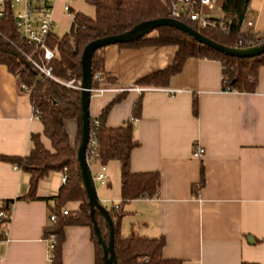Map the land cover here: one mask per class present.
<instances>
[{"label":"crops","instance_id":"1","mask_svg":"<svg viewBox=\"0 0 264 264\" xmlns=\"http://www.w3.org/2000/svg\"><path fill=\"white\" fill-rule=\"evenodd\" d=\"M76 1L54 0L53 33L57 37L68 34L74 14L81 13L74 11ZM249 13L248 9L247 21ZM256 16L251 22L261 28L264 19ZM176 52L172 45H111L102 50L103 71L113 78L111 84L152 89L90 98L92 119L112 104L105 119L107 127L132 122L140 146L131 153V172H157L160 178L157 197L123 205L120 234L124 238L131 234L162 237L163 259L182 264H264V66L259 68L253 93L223 91L221 65L199 58L187 59L165 87L137 84L170 67ZM20 86L7 67L0 65V157L28 156L34 135L52 151L42 123L34 118L29 94ZM137 102L140 112L135 118ZM65 129L74 141L77 122L66 121ZM197 146L205 151L198 159L193 157ZM101 166L99 161L89 165L92 177ZM104 166L107 184L96 186V191L109 211L121 202L120 163L111 161ZM63 176L50 172L39 181L36 199L27 201L21 198L29 192L31 176L0 160V201L14 200L8 241L0 243V264H50L44 230L52 224L50 210L64 185ZM79 205L69 202L62 209L74 213ZM64 236L62 264H96L90 228L68 226Z\"/></svg>","mask_w":264,"mask_h":264},{"label":"trees","instance_id":"2","mask_svg":"<svg viewBox=\"0 0 264 264\" xmlns=\"http://www.w3.org/2000/svg\"><path fill=\"white\" fill-rule=\"evenodd\" d=\"M8 5L10 0H4ZM95 9V16L88 17L82 13H75L73 23L68 34L57 37L54 33L46 37V46L55 53V58L44 62L50 69L53 79L47 78L34 69L27 60L30 58L41 64L43 52L35 46H30L19 38L14 26L12 12L8 9L4 19L0 20V65L7 67L20 85L29 90V97L33 107L40 112V122L43 125V135L50 141L52 151L44 148L40 137L32 136L33 150L26 157H0L1 161L16 165L21 171L28 173L30 178L29 192L21 198L27 201L36 199L39 181L50 172H62L66 181L54 198L51 214L55 221L44 230L45 239L53 236L55 246L52 250L50 264H62V246L65 241L64 228L68 226H85L91 229V240L96 251V264H104L102 249L93 231L90 210L85 189L83 187L80 168L77 160V148L80 141L81 104L80 91L66 88L60 82L81 80V55L92 41L100 38L116 36L129 31L134 26L150 20L168 17L174 0H84ZM251 0H222L224 18L232 20L230 33L219 34L210 29H200L196 24L188 21L184 23L199 32L207 39L227 48H236V44L252 41L258 42L259 34L245 35L241 22L245 19L250 8ZM176 46L177 52L173 64L159 72L142 78L139 85L149 87H165L172 76L178 74L185 61L189 58L208 59L221 65L223 91L239 93H253L256 88L259 68L264 66V54L252 59H238L225 56L206 46L198 44L187 34L169 27H160L143 38L120 47L142 46ZM102 49L97 50L91 59L92 77L97 72L103 73L105 82H112L113 78L103 71ZM92 86H98L92 81ZM118 101V99L116 100ZM115 101V102H116ZM112 105V104H111ZM107 106L96 120L89 117V133L97 140V157L102 165L111 161L120 163L121 202L117 208L109 210L114 226L113 249L117 264H182L179 260H167L162 257L165 245L164 238L147 239L131 234L124 238L120 234V223L125 213L123 205L135 200L153 199L158 196L160 178L157 172L134 174L131 172L130 159L134 149L140 146L134 138L133 124L118 128H109L105 124L106 115L111 107ZM140 112V102H137L133 116L137 118ZM193 116H197V102H193ZM74 120L78 124V133L74 141H70L65 129V122ZM97 122V124H95ZM202 185V184H201ZM69 202H79V208L74 213L62 215V208ZM14 200L0 201V212L7 216L11 214ZM96 225L102 239L107 242L109 231L103 216L95 212ZM9 219L0 220V228L4 229ZM253 264V263H242Z\"/></svg>","mask_w":264,"mask_h":264},{"label":"built area","instance_id":"3","mask_svg":"<svg viewBox=\"0 0 264 264\" xmlns=\"http://www.w3.org/2000/svg\"><path fill=\"white\" fill-rule=\"evenodd\" d=\"M53 4L54 0H10L8 5H6L4 0H0V20L4 19L8 6V9L12 12L14 26L19 38L28 45L35 46L38 50L43 52V60L41 64L30 58H27V60L31 63L35 70L51 79H53L51 71L45 66L44 62H49L55 58V53L45 44L46 37L49 34H53L56 27L53 19ZM219 8H222V0H174L171 4L167 18L183 23L184 21L192 22L200 29H210L218 32L219 34L226 35L230 33L233 26V21L224 17H209L214 12V9L217 10ZM64 10L68 12L69 8L65 6ZM241 27L242 32L245 35L259 34L260 36L257 38L258 42L256 44H254L252 41L245 44L239 42L236 44V49H248L264 45V22L262 27L258 28L256 23L244 19L241 22ZM103 79L102 72H97L93 75L92 81L97 82L98 86H91V89L89 90L90 97H99L105 94L121 95L129 92H137L142 94L144 92L152 91L151 88L139 86L121 88L115 86V84H111L110 82H105ZM223 82H226V78ZM59 83L66 88L75 89L78 91L81 89L80 81H59ZM20 87L22 91L29 93V90L24 85H21ZM225 92L229 91L226 90ZM33 114L34 118L39 120L40 112L35 107H33ZM95 124H97V122H95ZM204 152L205 151L203 148L197 146L193 150V157L196 159L201 158ZM96 157L97 140L94 134H90L86 149V161L88 165L96 162ZM92 178L95 185L105 186L107 184L105 166H101L100 171ZM62 181L63 183L66 181L65 174L62 178ZM61 212L62 215H67L69 213V211L66 209H62ZM5 218L10 220L11 214L7 216L3 212H0V220ZM49 221L51 223L55 221L54 214H50ZM8 225L4 229L0 228V243L2 244H6L8 241ZM47 241L49 242L48 262L51 263L55 239L53 236H51L49 239H47Z\"/></svg>","mask_w":264,"mask_h":264},{"label":"water","instance_id":"4","mask_svg":"<svg viewBox=\"0 0 264 264\" xmlns=\"http://www.w3.org/2000/svg\"><path fill=\"white\" fill-rule=\"evenodd\" d=\"M160 27H169L176 29L180 32H183L193 38L198 44L206 46L212 50H215L225 56L238 58V59H252L254 57H259L264 54V45L248 48V49H236V48H227L222 45H219L199 32L191 29L185 23L176 21L170 18L156 19L142 22L127 32L116 36H109L97 39L90 42L84 48L80 65H81V80H80V104H81V128H80V141L77 148V160L80 168V176L83 187L86 192L88 207L90 210V218L93 224V231L96 238L102 249V259L104 264H117L115 259L113 243H114V226L111 220L109 211L100 203L95 184L90 172L89 165L86 161V149L89 141V104H90V93L89 90L92 86V72H91V59L93 54L102 48L111 45H121V44H130L133 43L144 36L150 34L155 29ZM99 212L108 227L109 237L108 241L105 242L101 233L96 225L94 218L95 212Z\"/></svg>","mask_w":264,"mask_h":264},{"label":"rangeland","instance_id":"5","mask_svg":"<svg viewBox=\"0 0 264 264\" xmlns=\"http://www.w3.org/2000/svg\"><path fill=\"white\" fill-rule=\"evenodd\" d=\"M76 7H74V11H80L82 14L89 15L88 17H94L95 16V9L92 5L86 3L84 0H77L76 1ZM215 11L209 16L211 18H221L223 17L222 10L221 9H214ZM249 20L255 21L256 15L260 14L261 20L264 19V0H251L250 8H249ZM58 33H60V30H58ZM98 187V185H95V187ZM64 208V207H63ZM68 210V209H66ZM69 213H73L72 211L68 210Z\"/></svg>","mask_w":264,"mask_h":264}]
</instances>
